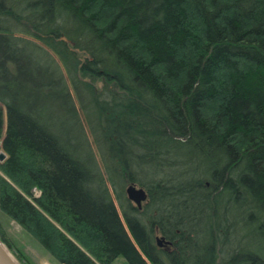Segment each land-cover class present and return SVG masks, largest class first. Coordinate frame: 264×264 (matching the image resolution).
<instances>
[{
    "label": "trees",
    "instance_id": "1",
    "mask_svg": "<svg viewBox=\"0 0 264 264\" xmlns=\"http://www.w3.org/2000/svg\"><path fill=\"white\" fill-rule=\"evenodd\" d=\"M0 141L59 264H264V0H0Z\"/></svg>",
    "mask_w": 264,
    "mask_h": 264
},
{
    "label": "rangeland",
    "instance_id": "2",
    "mask_svg": "<svg viewBox=\"0 0 264 264\" xmlns=\"http://www.w3.org/2000/svg\"><path fill=\"white\" fill-rule=\"evenodd\" d=\"M92 140V138H91ZM1 141H0V153L4 152L6 155L7 153L5 150L1 147ZM92 146L97 153V157L100 160V156L98 154V150L96 145L92 141ZM7 158V157H6ZM4 160H0V164ZM105 175V173H104ZM107 184L110 186V184L107 182ZM137 187H140L138 184ZM112 190V188H111ZM40 191L35 190V195H39ZM146 202V201H145ZM143 202V205L144 203ZM133 204H135L133 202ZM136 205V204H135ZM0 224L3 229H5L7 233V240L8 243L11 245H7L4 243L6 249L11 254V256L19 263V264H25L20 258L18 254V250L16 248H19L24 251L36 264H59L55 259H53L52 255L47 252L37 240H35L30 234H28L22 226L17 223L15 220L10 219L8 216H6L3 213H0ZM237 239L240 238L241 242L244 247V241L242 239V232L236 237ZM258 242L257 239H253L254 246ZM237 242L234 240L231 245H235ZM241 246V245H238ZM263 250V249H261ZM123 260V259H122Z\"/></svg>",
    "mask_w": 264,
    "mask_h": 264
},
{
    "label": "water",
    "instance_id": "3",
    "mask_svg": "<svg viewBox=\"0 0 264 264\" xmlns=\"http://www.w3.org/2000/svg\"><path fill=\"white\" fill-rule=\"evenodd\" d=\"M7 155L4 152L0 153V160H5ZM128 198L134 202L140 209L143 207V202L148 198V192L143 187H137L130 184L126 188ZM163 238H157L158 245H161ZM167 243V242H166ZM0 264H19L8 252L4 243L0 241Z\"/></svg>",
    "mask_w": 264,
    "mask_h": 264
}]
</instances>
